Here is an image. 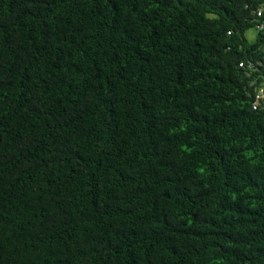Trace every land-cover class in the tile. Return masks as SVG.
Returning <instances> with one entry per match:
<instances>
[{
    "label": "trees",
    "instance_id": "1",
    "mask_svg": "<svg viewBox=\"0 0 264 264\" xmlns=\"http://www.w3.org/2000/svg\"><path fill=\"white\" fill-rule=\"evenodd\" d=\"M258 22L264 0H0V264H264Z\"/></svg>",
    "mask_w": 264,
    "mask_h": 264
},
{
    "label": "built area",
    "instance_id": "2",
    "mask_svg": "<svg viewBox=\"0 0 264 264\" xmlns=\"http://www.w3.org/2000/svg\"><path fill=\"white\" fill-rule=\"evenodd\" d=\"M257 14H258V15L261 14L260 10L257 11ZM258 28H259V29H263V28H264V22H259V24H258ZM239 64L241 65V63H239ZM253 107L255 108V106H253Z\"/></svg>",
    "mask_w": 264,
    "mask_h": 264
},
{
    "label": "rangeland",
    "instance_id": "3",
    "mask_svg": "<svg viewBox=\"0 0 264 264\" xmlns=\"http://www.w3.org/2000/svg\"><path fill=\"white\" fill-rule=\"evenodd\" d=\"M247 34H248V36H250V37H254L255 36V30L254 29H249L248 31H247Z\"/></svg>",
    "mask_w": 264,
    "mask_h": 264
},
{
    "label": "clouds",
    "instance_id": "4",
    "mask_svg": "<svg viewBox=\"0 0 264 264\" xmlns=\"http://www.w3.org/2000/svg\"><path fill=\"white\" fill-rule=\"evenodd\" d=\"M260 12H261V10H260ZM257 14V13H256ZM258 15V14H257ZM261 15V14H260ZM260 15H258V16H260ZM258 24H259V22H258ZM258 24H257V28H258ZM259 29V28H258ZM264 29V28H263ZM259 30H262V29H259Z\"/></svg>",
    "mask_w": 264,
    "mask_h": 264
}]
</instances>
